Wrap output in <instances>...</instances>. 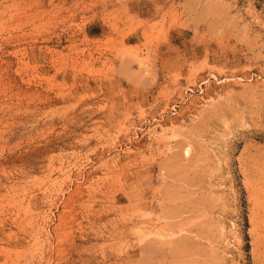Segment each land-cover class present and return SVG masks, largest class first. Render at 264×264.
<instances>
[{"label": "rangeland", "instance_id": "1", "mask_svg": "<svg viewBox=\"0 0 264 264\" xmlns=\"http://www.w3.org/2000/svg\"><path fill=\"white\" fill-rule=\"evenodd\" d=\"M0 264H264V0H0Z\"/></svg>", "mask_w": 264, "mask_h": 264}, {"label": "crops", "instance_id": "2", "mask_svg": "<svg viewBox=\"0 0 264 264\" xmlns=\"http://www.w3.org/2000/svg\"><path fill=\"white\" fill-rule=\"evenodd\" d=\"M85 33H86L87 37H90V38H98L103 33L102 25L90 24L86 28V32Z\"/></svg>", "mask_w": 264, "mask_h": 264}, {"label": "bare ground", "instance_id": "3", "mask_svg": "<svg viewBox=\"0 0 264 264\" xmlns=\"http://www.w3.org/2000/svg\"><path fill=\"white\" fill-rule=\"evenodd\" d=\"M6 139V138H5Z\"/></svg>", "mask_w": 264, "mask_h": 264}]
</instances>
